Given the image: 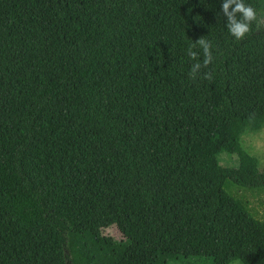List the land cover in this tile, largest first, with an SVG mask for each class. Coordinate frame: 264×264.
<instances>
[{
    "label": "trees",
    "instance_id": "trees-1",
    "mask_svg": "<svg viewBox=\"0 0 264 264\" xmlns=\"http://www.w3.org/2000/svg\"><path fill=\"white\" fill-rule=\"evenodd\" d=\"M222 2L0 0V264H264V0Z\"/></svg>",
    "mask_w": 264,
    "mask_h": 264
},
{
    "label": "clouds",
    "instance_id": "clouds-1",
    "mask_svg": "<svg viewBox=\"0 0 264 264\" xmlns=\"http://www.w3.org/2000/svg\"><path fill=\"white\" fill-rule=\"evenodd\" d=\"M222 12L228 21L227 30L236 40H243L251 31L252 23L257 21L256 10L251 5L245 4L244 0H223ZM197 47L203 51L204 58L202 63L198 59V52L194 50ZM211 47L212 45L206 37H201L195 42L191 40V44L187 49V55L197 62L191 66L189 72L190 80L195 81L202 67L207 69L213 63L214 57ZM202 78L211 81L213 80V74L211 71L205 72Z\"/></svg>",
    "mask_w": 264,
    "mask_h": 264
},
{
    "label": "rangeland",
    "instance_id": "rangeland-1",
    "mask_svg": "<svg viewBox=\"0 0 264 264\" xmlns=\"http://www.w3.org/2000/svg\"><path fill=\"white\" fill-rule=\"evenodd\" d=\"M244 145L247 149L250 150V152L253 155L259 158L260 163H261V169L264 171V130L261 133L256 134V135L252 134V135L245 136ZM220 160L223 165L225 166L229 165V161L227 160L226 156H222ZM235 164L238 165V163H235ZM236 192L237 194H239L240 196H243L249 201L252 210H254L258 214V217L262 216V214L264 213V192L257 193V192L244 190V189L243 190L236 189ZM105 233L107 235L114 237L115 239L121 238V235L117 228H110L106 230ZM168 264H185V263L172 260ZM233 264H242V263L239 261H236Z\"/></svg>",
    "mask_w": 264,
    "mask_h": 264
}]
</instances>
